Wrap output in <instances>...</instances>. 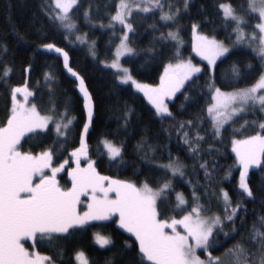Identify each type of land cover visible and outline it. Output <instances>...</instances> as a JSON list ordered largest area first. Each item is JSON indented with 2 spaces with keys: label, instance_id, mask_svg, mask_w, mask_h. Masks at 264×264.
Masks as SVG:
<instances>
[{
  "label": "snow or ice",
  "instance_id": "snow-or-ice-1",
  "mask_svg": "<svg viewBox=\"0 0 264 264\" xmlns=\"http://www.w3.org/2000/svg\"><path fill=\"white\" fill-rule=\"evenodd\" d=\"M78 7L79 0H44L41 5L48 20L58 30L64 31L66 40L77 30L71 11ZM191 7V0H116L115 12L109 14L108 24L100 23L101 28L112 29L113 36L117 25L121 26L119 43L115 46L111 62L100 60V63L114 69L113 74L121 85H129L143 93L155 110V116L162 122L165 119H175L167 101L185 88L186 82L194 83L198 79L196 74L202 72L199 64L193 63L191 58L183 59L181 53V20ZM216 8L217 15L222 17L223 26L226 29L232 27V33L235 34L233 45L246 43L261 65L256 82L249 87L224 92L215 86L214 77L207 83L212 100L208 104L207 113L213 135L219 138L225 124L232 121L237 113L246 111L248 107L255 111L257 106L264 112V93L259 91L264 90V0H246V7L242 5L239 11L232 3L218 0ZM157 12L161 27L157 28L156 21L149 26L153 33L159 31V37L153 35L146 54L152 59L164 57L167 63H164L159 84L152 85L138 81L132 70L123 66L120 58L125 54L136 53V49L130 46V34L136 30L134 15L143 13L145 17H155ZM257 17L258 22L252 31L245 32L244 26L248 24V20ZM84 19L91 22V4L84 10ZM163 27L169 28L166 34ZM191 31L192 51L206 60L208 70L214 72L217 59L229 53L230 48L215 36L202 33L200 24L196 21L192 22ZM86 35H76V41L87 43ZM41 47L63 57L64 69L75 78L73 83L83 96L86 119L79 132V147L71 151V157L76 163V168L67 170L71 187H62L57 174L64 170L68 160L58 164L55 162L56 146L64 148L75 127L76 117L70 114L71 105L67 101L63 111H58L56 107L53 98L56 75L44 72L51 105L48 115H41L34 103L30 107L26 106L30 103L29 97L34 98L27 80L24 86H11V107L6 108V120L0 122V264H57L55 257L41 254L37 250L38 245L55 247L54 241L86 229L91 226L90 222L107 221L113 217H117L114 221L117 229L130 233L135 239L125 238L118 252L114 253L122 259H109L106 264H264V215H259L247 226L246 235L241 233V229L246 227V203L256 199V192L249 183V170L255 166L264 171V121L259 122V131L255 134L243 139H232L234 165L223 170L220 180L213 179L220 168L218 163L214 161L211 166L208 160L199 163L205 183L200 184L198 179L195 182L186 180L185 183L192 189L191 201L183 192L176 191L175 214L166 215L160 205L171 203L174 180L186 176V165L178 156H173L171 151L166 161L162 157L157 158V146L148 143L147 138L142 136L135 145L137 155L150 166L147 169L149 173L162 172V176H158L154 184L147 178L137 183L101 175L95 162L88 158L86 135L93 122L94 103L85 79L70 65L69 53L64 48L58 47L54 42L43 43ZM165 48H174L175 51L166 53ZM3 52L7 53V45H3ZM88 52L94 60L98 59L95 41L89 44ZM31 68L32 65L29 64L23 71L28 73ZM248 70L256 71L251 64L248 65ZM11 72L12 67L3 65L0 85L8 87ZM232 74L233 79L240 77L236 64L232 65ZM18 94L23 95L25 103L18 100ZM183 94L185 101L192 99L187 91ZM132 114L133 109L126 105L122 115L118 117L117 134L121 131L128 132ZM120 120L123 121L122 124ZM50 124L55 126L56 133L51 146L42 148L38 153L22 150L23 137L31 134L29 138L36 139L40 132L49 129ZM202 124L203 118L196 117L182 121L175 127L179 142L186 146V151L194 162L202 159L201 145L206 140V136L201 135ZM193 129L195 136L191 134ZM164 131L169 133L171 141V129ZM100 143L110 162L123 160V142L116 143L105 137ZM218 153L219 149L214 153L213 146L209 144L207 155L211 157ZM81 157L88 160L86 167L80 166ZM234 167H238L239 171L235 201L227 189L220 187L219 191L215 190L216 184L229 180ZM192 171L196 173L195 167ZM201 188L203 192L200 191ZM261 191L264 193V188ZM82 195L89 197L87 210L83 212L78 209ZM202 197L210 198L202 202ZM213 199L217 205H222V212L211 213ZM221 233L223 240L218 238ZM94 235L96 243L101 247L114 245L111 237L101 236L99 233ZM229 239L234 243L225 247ZM27 240L32 241L31 250L25 247L24 241ZM220 249L222 251L219 255L212 254ZM201 253L206 258L202 259ZM60 259H63L62 251ZM75 260L77 264H93L83 250L75 252Z\"/></svg>",
  "mask_w": 264,
  "mask_h": 264
},
{
  "label": "trees",
  "instance_id": "trees-1",
  "mask_svg": "<svg viewBox=\"0 0 264 264\" xmlns=\"http://www.w3.org/2000/svg\"><path fill=\"white\" fill-rule=\"evenodd\" d=\"M44 0H0V73L3 71V65L7 64L12 67L8 87L0 85V122L6 120V108L11 107L10 88L11 86H24L27 80L28 88L34 93V98L29 97L28 105L36 104L42 115L50 114L48 109L49 90L44 81V72L49 71L56 75L54 82V99L58 111L64 110L65 101L71 105L70 114L76 117L74 121L75 127L73 132L69 134L67 143L63 149L56 146L55 162L58 164L67 159L72 164L71 151L75 147H79V132L82 130L83 122L86 119L84 110V99L79 92L72 77L63 67V57L56 53H49L43 49V43L54 42L58 47L64 48L70 57V65L77 70L85 79L88 90L92 96L94 103L93 122L86 135L88 144V158L95 162L97 171L101 175L110 176L113 179L133 180L137 183L148 179L153 182L158 176H162V172L153 171L149 173L147 169L150 167L140 160L135 151V145L141 139L146 137L148 143L157 146V158L167 159L169 151L173 156H178L186 165V176L181 179L177 177L174 180V191L171 193V203L165 202L160 205L162 211L166 215L175 214L174 205L175 192H183L191 201V187L185 183L191 179L193 182L199 180L200 184H204V173L199 169V163L208 160L209 165L215 161L220 166L214 180H220L223 170L230 165H234L235 154L232 152L231 141L235 139H243L248 135L255 134L259 131V122L264 121V112L259 110V106L253 111L248 107L246 111L237 113L232 121L225 124L222 129L221 137L217 138L213 135L211 120L207 113L208 104L211 103V92L207 87V83L211 82L213 77L215 86L220 87L224 92H231L236 88L249 87L256 82L259 75L260 61L253 53L252 49L245 43L233 45L235 34L232 33V27L227 29L222 24V17L217 15L218 9L216 4L218 0H191L192 7L181 20L180 36L183 41L181 45V53L183 59L191 58L193 63L199 64L202 72L196 74L198 79L194 83L186 82V87L168 100L169 108L175 119H165L163 122L155 116V110L148 100L129 85H121L116 80L114 69L105 67L100 60L111 62L115 46L119 42L121 35V26L117 25L115 36L112 29L107 27L101 28L100 23L108 24L110 13L115 12L116 0H79V7L71 11L73 18L76 20L77 30L73 32L69 40L65 39L63 30H58L47 18L41 5ZM230 2L239 11L241 6L246 7V0H225ZM91 4V22L84 19V10ZM154 21L159 29V13L155 17L140 13L134 15L133 23L135 33L130 34V46L136 49L133 55H127L121 59V63L125 67L132 70L135 78L146 84L156 85L159 77L163 72L164 63L167 59L157 56L152 59L146 54V50L151 46L153 35L159 37V31L153 33L149 26ZM196 21L200 24V31L209 36H215L217 39L225 42L230 48V52L223 58L219 59L214 66V72L208 70V65L198 60L192 53V31L191 24ZM258 22V17L248 20L245 25V32L250 33L252 28ZM13 29L16 31L14 32ZM166 34L168 27L162 28ZM86 35L87 43L76 41V35ZM231 36V39H229ZM20 37H23L20 40ZM20 40L19 43L17 41ZM92 41H95V49L98 59H93L89 55L88 47ZM111 41V43H110ZM171 43V42H170ZM3 45H7V53L3 52ZM164 51L174 52V48H165ZM163 60V63L161 62ZM175 61H173L174 63ZM29 64L32 65L31 71L25 73L23 70ZM236 64L240 70V77L233 79L232 65ZM251 64L256 71H249L248 65ZM187 91L192 99L185 101L184 92ZM264 93V90L261 92ZM18 100H24L22 94H18ZM184 105L182 108L181 105ZM133 109L131 124L128 132L121 131L117 134L118 117L125 110V106ZM196 117L203 118L201 125V135L206 136V140L201 145V160L193 161L186 151V146L182 145L178 140V134L175 127L180 122H186ZM234 121V122H233ZM121 124L122 120L119 121ZM245 122L247 124L245 125ZM241 126H244L243 128ZM164 129H171V141H169V133ZM192 136H195V129L192 130ZM31 134H27L22 138V150L40 152L42 148L51 146L53 140L56 139L55 126L49 125V129L39 133L36 139L29 138ZM114 140L116 143L123 142V160L110 162L104 150L103 144L100 143L102 138ZM63 141V138H60ZM209 144L213 146L215 153L219 149L218 154L209 157L207 155ZM103 153V154H101ZM85 157L80 158L81 163H87ZM193 167L196 173H193ZM70 167L65 165V170L59 173L57 179L62 187L70 186V179L67 170ZM137 169L139 171L137 172ZM135 173V174H134ZM198 173V175H197ZM169 175H171L169 173ZM239 178L238 167L233 168L232 176L229 180H225L222 184H216L215 190L219 191L220 187L227 189L235 201L236 183ZM249 183L256 192V199L249 200L246 203V227L241 229L242 234H247V226L259 215H264V171L254 167L249 170ZM155 186V185H154ZM203 192V188L200 189ZM212 189H209L211 193ZM85 200L84 195L81 196ZM210 197H202V202ZM222 205H217L215 200L211 204V213L217 211L222 212ZM211 213H205L210 215ZM182 215V213H180ZM116 217L107 221H92L89 227L75 232L71 236L64 239L54 241L55 247L47 244H40L37 250L43 255H49L57 259V264H77L75 260V252L83 250L89 260L93 264H106L109 259L119 261L122 259L119 255H114L120 249L125 238L134 241L131 234L117 229L114 223ZM239 224V221H237ZM99 233L103 236L111 237L114 245H105L101 247L94 242V234ZM223 240V234L218 237ZM25 247L31 250L32 241H24ZM234 243L229 239L225 243V247ZM62 251L63 259H60ZM222 249L213 251V255H219ZM201 258H206L201 253Z\"/></svg>",
  "mask_w": 264,
  "mask_h": 264
},
{
  "label": "rangeland",
  "instance_id": "rangeland-1",
  "mask_svg": "<svg viewBox=\"0 0 264 264\" xmlns=\"http://www.w3.org/2000/svg\"><path fill=\"white\" fill-rule=\"evenodd\" d=\"M119 43V42H118ZM245 44V43H244ZM191 45H192V43H191ZM192 53L194 54V56L195 57H197L198 58V60L200 59L201 61H203V62H205L206 64H207V61L206 60H203V59H201V57L200 56H198L195 52H193L192 51ZM128 54H125V56H127ZM226 55V54H225ZM125 56H122L121 58H120V60L123 58V57H125ZM221 58H223V57H220V58H218L217 59V61L219 60V59H221ZM157 84H159V82L157 83ZM212 91H214V89L212 90ZM260 92H262L263 90H259ZM140 94H142L143 95V93H141V92H139ZM177 94V93H176ZM144 96V95H143ZM145 97V96H144ZM146 98V97H145ZM147 99V98H146ZM148 100V99H147ZM20 102H22V103H25V101L24 100H22V101H20ZM149 102V101H148ZM168 102V101H167ZM211 102H212V100H211ZM26 106H31V105H26ZM42 115V114H41ZM73 160H72V164L69 162V163H67L68 164V166L70 167V168H76V163H75V160H74V158H72ZM88 162V161H87ZM66 164V165H67ZM80 166L81 167H86L87 166V163H81L80 162ZM255 167V166H254ZM253 167V168H254ZM69 168V169H70ZM64 170H65V168H64ZM62 172V171H61ZM60 172V173H61ZM50 174V173H49ZM59 174V173H58ZM57 174V177L59 176ZM69 187H71V182H70V186ZM111 195V194H110ZM84 198H85V200H83L82 198H81V203L78 205V209H79V211H81V212H83V211H85V210H87V202H88V200H89V197L88 196H86V195H84ZM117 218V217H116ZM130 234V233H129ZM101 235V234H100ZM101 236H103V235H101ZM94 242L96 243V238H95V236H94ZM97 244V243H96ZM99 245V244H98Z\"/></svg>",
  "mask_w": 264,
  "mask_h": 264
}]
</instances>
